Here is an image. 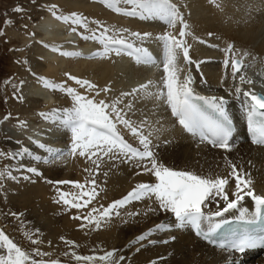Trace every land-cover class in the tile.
<instances>
[{
	"label": "bare ground",
	"instance_id": "obj_1",
	"mask_svg": "<svg viewBox=\"0 0 264 264\" xmlns=\"http://www.w3.org/2000/svg\"><path fill=\"white\" fill-rule=\"evenodd\" d=\"M55 1L66 13L73 11L72 9H82L84 16L90 19L87 14H93V16L96 14L98 17L92 20H99L108 26L126 27L132 31L151 32L154 35L162 34L166 30L178 32L179 28L177 26L174 30L168 29L166 24L158 20L144 21L121 16L115 12H106L100 7L92 5L88 0ZM174 2L180 6L185 20L197 38L188 37V43L192 45L190 57L193 61H203L199 70L195 63L184 66L181 79L188 71H191L195 80L192 86L199 94L224 98L226 101L225 110L229 112L236 123V129L233 132V150L225 152L222 149L199 143L197 138H193L180 128L165 103L147 94L157 91L156 85L160 84L163 75L162 66L158 68L155 65L137 64L132 57L123 53L119 56L112 54L109 59L90 58L93 52L101 49V45L94 41L82 40L78 35L70 32L69 25L56 20L46 10L45 15L33 25L35 35L29 38L33 39L32 48L30 56L26 60L29 71L28 74H24L23 85L21 83L17 85L26 101V107L30 110L29 118H26L27 127L19 132L0 122V131L9 136L7 145L13 151H17L20 146V143L18 144L16 141L18 136H27V140L22 143L27 151L18 158V166L12 168L11 173L18 175L15 171L21 170L20 167L26 163L29 157H32L31 166L36 167L43 177L53 181L68 180L86 184L84 175L79 174L76 168V165L80 163L79 160H74L72 155L68 154L71 145V142L70 145L68 143V139L70 141L71 138L70 131L40 118V115V119L35 118L36 111L39 113L49 112L52 108H61L67 103L56 92L45 88L38 77H45L61 84L65 73H68L81 79H88L100 88L109 86L110 92L101 93L97 99L112 101L120 98L121 107L131 102L132 111L128 113L131 119L136 122L147 119L153 127H161L162 131L159 133L158 139L153 137V143L158 145L155 150L159 161L165 166L176 170L193 171L206 177L227 176L230 172L228 160H231L238 167H242L245 172L251 174L256 194L264 195V147L252 144L245 137L241 124L244 112L243 97L237 98L234 94L232 88L234 81L231 77L230 67L226 69L224 66V60L227 57L223 50L228 43H232L242 52L250 53L245 58V63L251 65L246 69V75L252 77L255 82L251 86L244 85V87H252L255 91L264 92V87H261V83H264V0H219L220 8L210 4L208 0H174ZM46 3L48 4V1ZM75 10L74 12H76ZM90 27H95V25H90ZM201 40L204 43H201ZM45 44L59 46L62 51L79 52L82 55L62 56L58 52L44 47ZM212 45L216 47H212ZM144 46L157 60L161 58L162 46L159 41L146 42ZM253 56L256 57L254 64H252ZM179 63L183 64L182 56ZM202 78L206 82L202 83ZM148 81L153 82V87L147 91L133 93V89H138L140 85L146 84ZM67 82L71 86L77 87L68 78ZM80 90L83 89L80 88ZM121 93L130 95L121 97ZM28 108L25 109L28 110ZM118 127L121 128L122 134L129 143L137 148L141 147L137 138L122 126ZM165 141L168 143L165 144ZM39 144H44L47 147L41 149ZM47 148L60 150L65 154L58 158L53 157ZM36 156L41 157L39 162L34 159ZM45 160L47 162H44ZM81 160L85 159L81 157ZM137 172H141V174L136 175ZM110 173L112 176L107 175L105 178V191L97 197L92 206L98 207L100 204L107 206L113 200L126 195L136 183L154 182V177L130 164H120L117 168H112ZM230 185L231 187L227 191L229 198L234 199L232 196V192L235 190L234 179H230ZM10 186L11 190L8 191L7 201L11 200L13 204L18 203V205L16 204L18 207H22L21 203L24 206L30 205L28 218L33 229H39L40 234L46 233L50 240H57L56 237L64 236L61 232L66 231L75 242L78 241V238L88 242L94 247L92 251L95 253L100 252L101 243H106L107 246L116 243L119 246L116 258L124 255L126 258H130L128 264H153V262L155 264H232L233 252L209 246L192 232L191 227L183 229L173 227L168 231L156 232L141 242L143 247H140V244L129 246L130 241L136 236L153 228L156 224L161 222L174 224L175 222L171 214L163 212L148 213L145 216L144 213L150 201L133 202L122 209L123 220L126 222H122L120 217H113L106 227L95 231L87 230L86 237L76 238L75 232L80 222L75 220L70 222V217L78 214L84 215L87 209L79 212L73 209L64 212V215L59 218L58 215H55L58 209L53 206L46 190L47 187L39 181L36 175H31L30 179L25 181L16 178ZM3 197L4 195L0 194V198ZM241 203L243 207L249 209L245 218L251 216L254 211V202L246 197ZM219 206H224L222 200ZM215 210H217L215 202L205 209L206 212ZM128 212H139V215L128 216ZM52 213L55 218L49 220L52 218ZM236 217H239V212L231 210L222 219ZM73 221L76 223L74 224ZM58 222H62L63 226ZM173 236L176 238L175 240L170 239ZM149 240L156 241V243H149ZM166 240L169 242L163 243ZM137 248L140 250L137 251ZM240 264H264V251L241 255Z\"/></svg>",
	"mask_w": 264,
	"mask_h": 264
},
{
	"label": "snow or ice",
	"instance_id": "obj_2",
	"mask_svg": "<svg viewBox=\"0 0 264 264\" xmlns=\"http://www.w3.org/2000/svg\"><path fill=\"white\" fill-rule=\"evenodd\" d=\"M98 2L121 16L144 21L158 20L166 24L168 29L173 30L179 26L178 32L166 30L162 34L154 35L151 32L132 31L126 27L108 26L99 20H90L77 12L62 13L56 4H46L43 7L56 20L69 25L71 33H75L82 40L94 41L101 45V49L93 52L90 58L109 59L112 54L119 56L123 53L132 57L137 64L155 65L158 68L162 66L163 75L160 84L156 85L157 91L147 94L165 103L180 128L193 138H198L199 143L231 152L234 147L233 127L232 121L225 111L226 101L224 98L200 95L192 86L195 80L191 71H188L181 79L184 66L195 63L199 70L203 61H193L190 57L192 45L188 43V37L197 38L185 20L180 6L174 0H98ZM208 2L220 8L219 0H208ZM32 3L36 4V0H32ZM12 11L23 13L25 9L17 5ZM5 23H10V21L6 20ZM90 25H95V27H90ZM23 27L27 29L28 26L25 24ZM78 28L84 31H78ZM2 34L3 32L0 31V35ZM29 35L34 36L35 33H29ZM153 40L159 41L162 46L159 60L144 46L146 42ZM200 42L204 43L202 40ZM44 47L50 48L51 51L58 52L62 56L82 55L79 52L62 51L59 46L45 44ZM212 47L216 46L212 45ZM223 50L227 57L224 60V66L226 69L229 67L231 69L234 94L237 98L243 97L242 103L251 141L255 145L264 146V92H257L252 87H244V85L251 86L255 82L252 77L246 75V69L251 65L245 63V58L250 53L242 52L232 43H228ZM181 56L183 64L179 63ZM255 60L256 57L253 56L252 64L255 63ZM65 75L68 80L74 82L84 91L80 92L64 83L57 84L45 77H38L45 88L62 92L72 101L71 107H54L49 112H40L38 115L44 120L58 124L70 131L71 148L68 154L82 157L94 166V168L84 169L92 176L86 184L78 181L55 182L57 184H73L75 188L81 190L78 197L75 194L61 192L60 199L56 201L57 203L62 201L66 210L76 209L79 212L82 209H87L86 214L71 217L82 221L79 225L81 229L99 230L106 227L113 217H120L122 222H126L123 220L124 213L121 210L133 202L146 200L150 203L144 213L145 216L148 213L163 212L171 214L175 222L174 224L165 222L156 224L153 228L136 236L130 241L129 246L140 244V247H143L141 242L147 240L154 233L168 231L173 227L176 229L191 227L197 236L222 251L242 252L246 248L255 247L258 243L264 245V236L257 237L247 231L242 232L239 236L233 234L235 238L232 239L218 240L215 238L217 230L221 229L222 224L225 223L223 220L217 221L216 218H222L231 210H237L238 218L245 219L249 209L243 207L241 202L246 197L254 202V211L251 213V219L247 222H264V195L256 194L254 191V181L250 173L245 172L242 167H238L227 157L225 159L228 160L230 168L227 176L206 177L193 171L176 170L165 166L158 159L155 150L158 145L153 143V137L158 139L159 133L162 131L161 127H153L147 119L139 122L131 119L128 115L132 111L131 102L121 107L120 98L112 101L97 99L101 93L110 92L109 86L100 88L88 79H81L68 73ZM201 82L206 81L202 78ZM20 83L23 85L24 82ZM151 87H153V82L148 81L146 84L140 85L138 89H133V93L147 91ZM261 87H264V83H261ZM128 95L130 94L121 93V97ZM8 118L5 116L4 119ZM17 126L26 128L27 123L19 121ZM118 126H122L137 138L141 147L137 148L129 143ZM167 143L165 141V144ZM38 146L41 149L47 147L44 144ZM26 151L21 148L17 151L0 152V157L16 159ZM47 151L57 158L65 154L63 151L52 148H47ZM34 159L40 161L41 157L36 156ZM107 162H112L113 168L120 164H130L140 168L143 173L154 177V182L136 183L126 195L113 200L107 206L103 204L98 207L92 206L103 191L97 185L96 176L102 165ZM26 171L32 175H41L36 167H28ZM108 174L107 171L103 173L104 176ZM140 174L141 172L136 173V175ZM5 177H12L8 166L4 170H0V179ZM22 178L27 180L30 179V176ZM230 179L235 180V190L232 192L234 199L229 198L227 191L231 187ZM49 182L51 183V181ZM69 195L72 196V199L67 198ZM221 200L224 202L223 207L219 206ZM213 202L216 203L217 210L206 212L205 209ZM9 214L17 218L22 215L16 212ZM127 215L134 217L138 216L139 212H128ZM39 231V229H35L25 233L33 245L43 244ZM60 239L70 249L63 255L71 256L72 260L78 264H121L125 260L122 255L116 258V249L107 251L103 255H79L72 250L77 247L74 241L66 240L64 237ZM170 239L175 240L176 238L173 236ZM168 242L167 240L163 241V243ZM149 243H156V241L149 240ZM49 244H51L50 241ZM51 255L50 252L41 251L39 247H34L31 251L24 250L0 229V264H61L58 259H43V257ZM36 257H40V259H36Z\"/></svg>",
	"mask_w": 264,
	"mask_h": 264
},
{
	"label": "rangeland",
	"instance_id": "obj_3",
	"mask_svg": "<svg viewBox=\"0 0 264 264\" xmlns=\"http://www.w3.org/2000/svg\"><path fill=\"white\" fill-rule=\"evenodd\" d=\"M48 1V4H56L57 1L55 0H36V4L32 3V0H0V31L3 32L2 35H0V122L3 124L15 128L19 132H22L25 128L24 127H18V122L19 121H26L29 118V113L30 110L26 104L25 99L22 97V92L17 90V85L20 84V82L23 80V77L25 76L24 74H28L27 72L29 71V67H27L26 60L30 56V50L32 48V40L29 39L31 36L29 33H34L33 30V25L35 22L40 20L42 16L45 15L46 13V8L43 7V5H46ZM92 5H96L100 7L102 10L106 12H113L110 9L106 8L103 4L99 3L98 0H88ZM17 5L21 6L25 11L23 13H15L12 11L14 7ZM60 10V12L67 14L64 10L60 9V5L57 3L56 4ZM39 6V7H38ZM74 12L75 9H72ZM77 13H84L82 9L75 10ZM82 11V12H81ZM98 14V13H97ZM83 15V14H82ZM90 19H96L98 15H90ZM31 17V19H29ZM8 20L10 23H5V21ZM27 25V29L23 27V25ZM78 31H84L83 29H79ZM87 34V33H85ZM64 79L61 80L66 86H71L67 82V76L64 75ZM66 79V80H65ZM52 81V80H49ZM55 82V81H52ZM59 84V82H55ZM73 87V86H71ZM76 87V86H75ZM74 87V88H75ZM77 91L83 92V90H80L79 86L76 87ZM51 92H56L60 98L67 102L64 104V108L66 107H71L72 106V101L69 97H67L64 93L56 91V90H51ZM17 97H20L19 99ZM23 98V99H22ZM115 100V99H113ZM24 101V103H23ZM23 107V108H21ZM61 107V108H63ZM28 108V110L26 109ZM24 109V110H23ZM35 113V112H34ZM39 111H36L35 116L36 119H40L38 115ZM5 116H8L9 118L5 120ZM38 116V117H37ZM40 117V118H39ZM27 118V119H26ZM20 137V138H19ZM9 136L0 131V152H11L13 149L7 145V139ZM68 139V138H67ZM27 140V136H18L16 139L18 144V150L23 148V142ZM70 141L68 139V143L70 145ZM38 148V146H36ZM71 145L69 146V151H70ZM33 156V154H31ZM73 159H78L79 164L76 165V168L79 172V174H83L85 178V183H87L88 180L92 178L89 172H85V168H94V166L91 164V162H86L85 160L82 161L81 157L72 156ZM79 157V158H78ZM19 158V157H18ZM9 159L7 157H0V170H4L6 166L12 171V168H16L18 166V160L19 159ZM31 158L29 157L26 163H24L20 169L15 172L18 173V175H15L12 173L11 178H2L0 179V194H3L4 197L0 198V229H2L10 238L13 239L15 243H17L20 247H22L26 251H31L32 248L34 247H39L41 251L43 252H50L52 255L50 257H43V259H58L61 264H78V262L72 260L71 256H65L63 253L68 252L69 246L64 243L63 240H61V237H64L66 240H72L71 236L68 232L62 231L61 233L64 234L61 235V237H56L57 240L53 241L47 238L46 233L45 234H40V239L43 240V244L41 245H33L30 241V239L25 235L26 232L29 231H34L35 228L33 229V226L30 223V220L28 218L29 211L28 209H31V206L27 205L24 206L21 203L22 207H18V203L13 204L11 200L9 202L7 201L8 197V191L11 190L10 184L14 182L16 178H19L20 180L25 181L26 179H23V176H30L31 173H28L26 169L28 167H34L31 166ZM29 161V162H28ZM20 162V161H19ZM39 162V161H37ZM26 164V165H25ZM112 162H107L102 165L99 174L96 176V182L99 188L104 189L100 194H102L105 191V178L107 176H104L103 173L107 171L111 175L110 171L112 170ZM117 168V167H115ZM19 171V172H18ZM39 171V170H38ZM21 172V173H20ZM40 172V171H39ZM24 174V175H23ZM35 176V175H32ZM37 176V175H36ZM112 176V175H111ZM14 178V179H13ZM22 178V179H21ZM39 181L47 187L46 190L50 196V200L56 209H58V213L56 212L55 215H58L59 218L64 215V212H69L70 210H66V206L63 205L62 201L60 203H57L56 201L60 199V193H71L75 194L77 197L79 196L80 189H77L74 187L73 184H57L51 179H47L46 177H43V175H38ZM51 181V183L49 182ZM60 181H68V180H60ZM59 190V191H58ZM68 199H72V196L69 195L67 197ZM21 202V201H20ZM15 203V202H14ZM53 207V208H54ZM60 210V211H59ZM86 210V209H82ZM11 212H16V213H21L22 215L17 217H13L9 213ZM63 212V213H62ZM84 214V213H82ZM52 218H49V220H53L55 218L54 214L52 213ZM71 216V215H70ZM75 216V215H74ZM72 217V216H71ZM70 217V222H72V219ZM55 221V220H54ZM82 223V221L75 220ZM73 221L75 224L76 222ZM59 225L63 226L62 222H58ZM6 226V227H5ZM8 227V228H7ZM75 234L77 237H86L87 230L86 229H78L76 228ZM10 233V234H9ZM33 238H36L33 236ZM49 241L51 244H49ZM75 242V240H72ZM98 244V243H97ZM75 247L74 251L77 252L79 255H103L105 252L113 250V249H118V245L116 243L109 244H103L99 246L101 248L100 252L95 253L93 250L94 247H92L88 242H86L84 239H79L78 241L75 242ZM104 245V246H103ZM106 245V246H105ZM116 245V246H115ZM98 246V245H97ZM115 246V247H114ZM120 250L122 249L119 248ZM121 256V255H120ZM124 256V255H123ZM119 258V257H118ZM36 259H40V257H36ZM130 260V258H126L124 262L122 261L121 264L127 263Z\"/></svg>",
	"mask_w": 264,
	"mask_h": 264
}]
</instances>
